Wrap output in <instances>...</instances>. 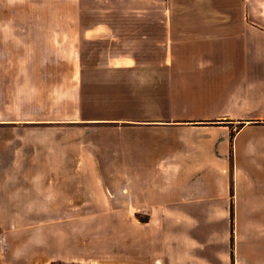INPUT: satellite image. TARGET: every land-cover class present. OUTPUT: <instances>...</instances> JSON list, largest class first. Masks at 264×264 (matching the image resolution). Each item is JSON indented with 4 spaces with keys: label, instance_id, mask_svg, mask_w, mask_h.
<instances>
[{
    "label": "crops",
    "instance_id": "crops-1",
    "mask_svg": "<svg viewBox=\"0 0 264 264\" xmlns=\"http://www.w3.org/2000/svg\"><path fill=\"white\" fill-rule=\"evenodd\" d=\"M71 1L29 31L38 58L3 63L1 84L52 95L44 121H3L50 125L0 123V213L147 218L121 248L0 237V264H264V0Z\"/></svg>",
    "mask_w": 264,
    "mask_h": 264
},
{
    "label": "rangeland",
    "instance_id": "rangeland-1",
    "mask_svg": "<svg viewBox=\"0 0 264 264\" xmlns=\"http://www.w3.org/2000/svg\"><path fill=\"white\" fill-rule=\"evenodd\" d=\"M70 2V3H69ZM76 12L75 6L71 0H0V72H8L12 69H5L3 63L24 60L25 56L28 59L30 54V38L28 36L31 29H38L41 24L47 23L45 20L52 14L60 13H74ZM47 16V17H46ZM51 22V21H50ZM53 24L59 22H51ZM25 44H28V48ZM25 49L28 50L25 52ZM38 52V51H37ZM32 52V58L36 59L40 56L39 52ZM52 94L47 93L45 89L43 92L37 90L35 85L27 86L26 91H17L13 83H0V123L10 125H29V126H46L50 125V122L42 123H5L3 121H25V120H40L44 121L47 113L51 112L50 108H47L46 103L48 97ZM36 135L29 131L23 132H7L1 134L6 140L11 141L21 140V150L28 147V142L31 141V136ZM48 136H54V133H48ZM45 136V134L43 135ZM109 157V155L107 154ZM104 172L97 169V174L112 176L115 172L119 171L111 167L109 164L103 165ZM123 172V171H120ZM91 173V172H90ZM94 176V172H93ZM92 176V177H93ZM105 183L116 191L113 187L117 184L116 181H110L107 177ZM92 182V181H91ZM90 182V183H91ZM88 185V183H86ZM124 182H122L123 186ZM122 190V188H120ZM137 219L143 220L147 218L144 213L130 214V213H41V212H18V213H0V223L3 226V231L0 234L2 239L5 238L6 242H13L14 245L21 246L17 250L23 255L28 247L29 242H32L33 246L36 244H42L46 242V233L53 232V240L59 241L64 235L65 239L71 237L72 228H77L79 233L76 234V242L81 243L85 239V249L89 250L93 248V245L101 243V249L108 247V244L117 245L123 247L125 238V223ZM69 221V222H68ZM63 222V223H62ZM108 223H115L117 228L112 230H103L100 228ZM64 226V228H62ZM98 229H97V228ZM64 230V234L62 231ZM109 233L114 234L112 240L107 235ZM98 233V234H95ZM53 247V253L58 251L56 246ZM34 252H36L34 250ZM39 256H43L42 250L38 253ZM4 256V255H3ZM4 264H45L40 259L37 261L19 260V256L8 255L4 257ZM52 264H62L55 262Z\"/></svg>",
    "mask_w": 264,
    "mask_h": 264
}]
</instances>
